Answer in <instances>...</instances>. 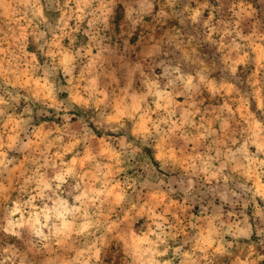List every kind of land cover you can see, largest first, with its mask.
I'll return each instance as SVG.
<instances>
[{
    "label": "clouds",
    "instance_id": "9594fccd",
    "mask_svg": "<svg viewBox=\"0 0 264 264\" xmlns=\"http://www.w3.org/2000/svg\"><path fill=\"white\" fill-rule=\"evenodd\" d=\"M0 264H264V0H0Z\"/></svg>",
    "mask_w": 264,
    "mask_h": 264
}]
</instances>
